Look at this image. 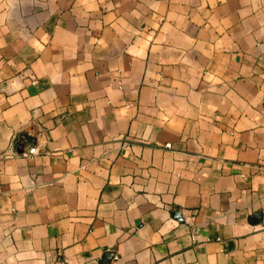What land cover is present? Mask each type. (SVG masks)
Segmentation results:
<instances>
[{"label":"crops","instance_id":"0c3cea01","mask_svg":"<svg viewBox=\"0 0 264 264\" xmlns=\"http://www.w3.org/2000/svg\"><path fill=\"white\" fill-rule=\"evenodd\" d=\"M0 264H264V0H0Z\"/></svg>","mask_w":264,"mask_h":264},{"label":"built area","instance_id":"2783aa9c","mask_svg":"<svg viewBox=\"0 0 264 264\" xmlns=\"http://www.w3.org/2000/svg\"><path fill=\"white\" fill-rule=\"evenodd\" d=\"M34 151H35V146H30V147H28L25 151H22V153L23 154H31V153H34Z\"/></svg>","mask_w":264,"mask_h":264},{"label":"water","instance_id":"95a60500","mask_svg":"<svg viewBox=\"0 0 264 264\" xmlns=\"http://www.w3.org/2000/svg\"><path fill=\"white\" fill-rule=\"evenodd\" d=\"M23 136H25V137H27V138H30L28 135H26V134H23ZM20 150H21V148H20Z\"/></svg>","mask_w":264,"mask_h":264}]
</instances>
